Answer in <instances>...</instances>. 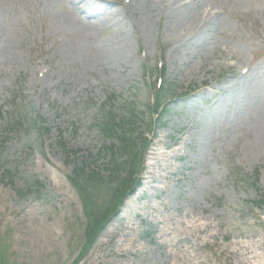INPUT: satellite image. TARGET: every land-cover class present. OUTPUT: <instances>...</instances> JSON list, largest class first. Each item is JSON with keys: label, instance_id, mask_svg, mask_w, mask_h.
Here are the masks:
<instances>
[{"label": "rangeland", "instance_id": "1", "mask_svg": "<svg viewBox=\"0 0 264 264\" xmlns=\"http://www.w3.org/2000/svg\"><path fill=\"white\" fill-rule=\"evenodd\" d=\"M157 1L88 20L78 0H0V264H264V0H207L174 26ZM207 11L205 40L181 46ZM108 112L131 125L115 141ZM122 137L141 145L137 186L80 257L69 177L105 174Z\"/></svg>", "mask_w": 264, "mask_h": 264}, {"label": "trees", "instance_id": "2", "mask_svg": "<svg viewBox=\"0 0 264 264\" xmlns=\"http://www.w3.org/2000/svg\"><path fill=\"white\" fill-rule=\"evenodd\" d=\"M169 94L170 90L166 87L157 91L154 96L156 104L149 107L150 113L159 114L157 123L162 127L167 125L164 119L170 115L169 104H165ZM110 115L111 117L106 118L105 121L99 124V131L102 136L115 139L118 137L119 128L124 127L125 129L128 124L123 122V125H119L116 117ZM122 142L125 144L122 156L127 158L129 163L114 160L107 166L105 174L100 171L90 173L86 169V163H83V165L77 166L72 176L69 177V181H71L73 189L77 191L79 200L82 203L86 223L84 230L86 245L80 253V257L86 254L94 245L106 224L118 213L123 199L132 191V177L140 156L133 141L122 139ZM63 147L65 148V145ZM106 151L113 153V148H107ZM115 154L114 157H116ZM125 170L130 172L128 179H118L119 175ZM4 173L10 174L7 171Z\"/></svg>", "mask_w": 264, "mask_h": 264}, {"label": "bare ground", "instance_id": "3", "mask_svg": "<svg viewBox=\"0 0 264 264\" xmlns=\"http://www.w3.org/2000/svg\"><path fill=\"white\" fill-rule=\"evenodd\" d=\"M207 0H158L154 5H161L165 8V14L169 16L170 21L172 22L173 26L175 24H182L185 20L190 17L191 10L202 5ZM78 7L82 9L84 16L89 20V17L100 18L103 17L109 9V5L107 0H78ZM108 14V13H107ZM177 15V19L173 20V18ZM211 14L209 11L206 13H202L200 18L197 20L196 24L194 23L192 28H189V32L192 34V38L190 33H187L185 37V43H180L182 45H188L189 40L192 42L193 40L196 42L204 41L205 37L207 36L206 33L208 32V28L214 23L216 19L210 18ZM144 36L149 37V30H144ZM147 37V38H148ZM164 151L159 152L158 155L163 154Z\"/></svg>", "mask_w": 264, "mask_h": 264}]
</instances>
